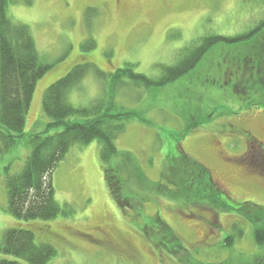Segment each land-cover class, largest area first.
<instances>
[{"label": "rangeland", "instance_id": "1", "mask_svg": "<svg viewBox=\"0 0 264 264\" xmlns=\"http://www.w3.org/2000/svg\"><path fill=\"white\" fill-rule=\"evenodd\" d=\"M123 1L124 6L118 0L10 3V17L30 28L41 60L52 68L37 82L24 138L0 157V243L7 230L24 228L34 233L36 243L57 249L47 264H185L186 253L193 263L210 264L231 254L223 243L237 224L245 235L236 238V252L262 254L264 247L257 246L252 228L240 214L218 213L209 206L182 209L150 186L161 180L167 156L178 144L180 151L207 165L219 188L233 199L264 205V173L252 170L264 167V159L256 158V165L245 160L252 154L251 135L264 143V105H249L234 90L241 68L231 61L241 42H220L189 74L165 87L118 90V106L136 110L149 121L131 120L116 140L118 149L132 151L142 168L133 171L129 183L131 192L143 198L141 205L124 212L114 201L105 182L101 143L94 140L74 145L52 172L55 198L65 214L25 221L9 212L6 179L27 163L29 136L45 131L51 122L42 107L44 93L74 65L92 62L106 73L133 65L135 72L158 78L201 37L235 36L264 21V0ZM88 38L96 46L84 52L82 43ZM103 88V79L90 70L70 91L69 101L76 107L89 106L102 96ZM62 129L52 128L50 133ZM157 215L173 229L185 251L172 256L144 235L142 227ZM2 260L29 264L0 251Z\"/></svg>", "mask_w": 264, "mask_h": 264}, {"label": "trees", "instance_id": "2", "mask_svg": "<svg viewBox=\"0 0 264 264\" xmlns=\"http://www.w3.org/2000/svg\"><path fill=\"white\" fill-rule=\"evenodd\" d=\"M15 1L0 0V157L24 138L26 113L37 82L52 68V65L41 60L30 28L10 17L9 5ZM220 42L242 43L235 49L236 54L231 61L242 70L236 74L238 79L234 90L241 99L248 101L247 104L264 105V21L235 36L211 33L201 37L186 48L176 64L165 66L158 78L135 72L133 65H127L114 73H106L92 62L76 64L44 93L42 107L51 122L45 131L29 136L31 153L27 163L19 173L9 175L6 179L9 212L25 221L52 220L65 214L67 211L55 198L52 172L74 145H87L94 140L101 143L100 158L104 166L105 182L114 201L124 212L126 208L141 205L143 198L131 192L129 183L134 180L133 171H141L142 168L132 151L118 149L116 140L126 132L127 123L131 120L138 119L145 124H149V121L136 110L119 107L117 92L122 88L137 91V88L152 90L165 87L189 74ZM95 46L93 38L82 43L84 52ZM237 54H241V57ZM90 70L104 81L102 96L89 106L76 107L69 101L70 91L81 83ZM72 117L82 120H70ZM60 127L63 128L62 131L50 133V129ZM193 128L192 126L188 130L191 132ZM249 138L252 143L249 150L252 154L245 156V160L256 165V158L264 159V143L252 135ZM253 154L255 158L251 159ZM115 158L118 159L113 164ZM257 167L252 170L263 175L264 167ZM142 178L147 180L146 176ZM217 183L207 165L184 150L180 151L177 144L167 156L161 180L152 182L150 186L157 195L176 201L182 209L192 211L195 207L209 206L218 213L227 211L240 214L243 221L252 228L257 246L263 248L264 205L249 200H235L231 194L221 190ZM240 226L234 224L223 243L231 254L210 264H264V248L262 254L236 252V238L245 235V230L243 227L240 229ZM142 231L152 244L172 256L186 250L173 229L158 215L146 222ZM0 251L29 264H47L57 255V249L53 245L36 243L34 233L24 228L7 230L0 243ZM182 262L197 264L189 260L187 253ZM0 264L17 262L2 260Z\"/></svg>", "mask_w": 264, "mask_h": 264}, {"label": "flooded vegetation", "instance_id": "3", "mask_svg": "<svg viewBox=\"0 0 264 264\" xmlns=\"http://www.w3.org/2000/svg\"><path fill=\"white\" fill-rule=\"evenodd\" d=\"M124 1L123 0H118V5H120V6H124Z\"/></svg>", "mask_w": 264, "mask_h": 264}]
</instances>
